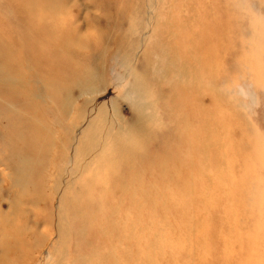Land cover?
<instances>
[{
    "label": "rangeland",
    "instance_id": "obj_1",
    "mask_svg": "<svg viewBox=\"0 0 264 264\" xmlns=\"http://www.w3.org/2000/svg\"><path fill=\"white\" fill-rule=\"evenodd\" d=\"M105 1L0 0V264H264V0ZM188 37L210 63L174 61ZM168 61L200 93L192 147ZM128 146L150 198L114 185Z\"/></svg>",
    "mask_w": 264,
    "mask_h": 264
},
{
    "label": "bare ground",
    "instance_id": "obj_2",
    "mask_svg": "<svg viewBox=\"0 0 264 264\" xmlns=\"http://www.w3.org/2000/svg\"><path fill=\"white\" fill-rule=\"evenodd\" d=\"M10 3L13 2V0H7ZM99 1V5L102 6V8L106 7V1L105 0H98ZM13 4V3H12ZM10 7V6H9ZM14 10V9H13ZM181 28L182 25H181ZM72 32L74 33V30H72ZM101 32V39H98V42L96 45H94V53H96L99 49V44H101V46L103 48H106V45H103L105 42V38L102 37V35H106L104 32ZM72 33V34H73ZM72 34L70 32H60L58 33L56 36V42H57V49L61 52L62 54V58L66 61L65 65L72 64V66L75 68L76 66L78 67V65L71 60V58L74 56L79 62H84L85 64L87 63V58L85 59H81V54H82V50L86 47V45L84 44V42L82 41V39L80 38L79 41L75 40V37H72ZM102 40V42H101ZM74 41V43L72 44V42ZM196 42L198 44H196ZM187 49L186 52H184L183 54H181L179 57L174 58V61L177 60V62L182 63L181 65H184L186 63L189 62V60L194 59V56H191L189 53V50L191 48H194L198 51L199 54H201L202 57H198L197 61L203 63L204 65H206L207 63V58H208V63H210V59L209 56H205V50H209V48L211 49H215L214 47H216L215 45H211L212 43H209L207 41H197L196 38L193 37H188L187 40L185 41ZM185 49V48H184ZM100 53V51H99ZM167 54V53H166ZM93 55V54H92ZM183 55V56H182ZM178 56V55H177ZM68 58V60H67ZM93 61V57L91 58ZM183 59V60H182ZM91 61V60H89ZM68 62V63H67ZM169 65L173 67L172 73L174 74L175 79L177 80L176 85L171 89V94L173 93L174 95H176L178 97V101L174 100L172 101V105L174 107V109L179 110V112H181V116H183L182 122L178 119L175 120L174 122V126H176L179 130H181V134L185 137L186 139V147H192V142L193 141H197L199 142L200 137H203V131L201 130V127H203L202 124V120L204 117V112H203V107H201L200 102H199V95L200 93L197 92V95L193 93L192 86L190 85L191 82V72L188 73V76L186 77V79H182L179 76V67L181 65H177L176 63H173L171 61H168ZM201 65V64H199ZM69 66V65H68ZM202 68V65H201ZM76 69V68H75ZM168 72V71H167ZM198 72V69H197ZM173 74H169L170 76H173ZM176 75V76H175ZM184 114V115H183ZM192 115L196 116V119H194ZM174 119V117H173ZM172 119V122H173ZM194 120L198 123V127L196 129L193 130V132H189L190 128L189 126L191 125V121ZM155 131V128H154ZM170 127L168 129V134H170ZM173 135H175V132L172 133ZM184 145V146H185ZM204 146L205 143H203L200 147L199 150L200 151H204ZM131 146L126 147V149L123 152H115V153H111L113 156H115V158L118 160V164L115 165V167L113 169H110V172H112V176L114 179V185L116 184L118 187V190L121 191V193L123 191H127L130 193H138L139 196L141 198H150L149 195H152V193L149 191V188L143 187L142 186V182H138V167L141 168V157H134L133 155H130V150H131ZM109 154H105L103 158L104 160L107 158H110L108 156ZM159 155L161 156V154L159 153ZM204 155V152H203ZM159 156H157L158 158ZM156 157L154 158H148V163L151 166H153V162H155V169L156 167H160L159 168V173H163L165 170H163L162 168L166 165V164H157V161L155 160ZM198 161V157H195ZM186 165V164H185ZM177 169L179 171V173L181 174L182 169L185 172H191V174H195V169L193 168V163H189L188 166H183L181 165H177ZM185 167V169H184ZM130 168L135 172V174L131 177V178H124L123 177V173H126L127 176L129 175L128 170H130ZM192 168V169H191ZM122 171V172H121ZM157 171V172H158ZM121 174V175H120ZM126 174L124 176H126ZM159 174V175H161ZM173 174V173H172ZM122 177V179H121ZM126 179V180H125ZM148 182H152L153 180H147ZM161 181H162V177H161ZM165 182V179H164ZM163 182V183H164ZM183 183H172L170 180L167 181L166 185L168 187H165V185L163 186L164 189H166L167 191H171V192H175V191H180L181 186H184V189L187 190V188H191V185H189V183L184 182V180H182ZM172 183V184H170ZM120 184V185H119ZM186 185V186H185ZM172 186H174L175 188H171ZM116 189V186H115ZM124 189V190H123ZM162 191V188L160 189ZM160 190L158 192H160ZM142 193V195H140ZM168 193V192H167ZM133 195V194H131ZM132 197V196H131ZM153 197H157L156 194H154ZM168 198V197H167ZM169 199V198H168ZM169 201V200H168ZM136 206L138 205L135 202ZM78 205V203L76 204ZM73 206L74 208H77V210L80 207H76ZM86 205V204H85ZM128 236L129 237H133L132 233L128 231ZM125 258V257H123Z\"/></svg>",
    "mask_w": 264,
    "mask_h": 264
}]
</instances>
